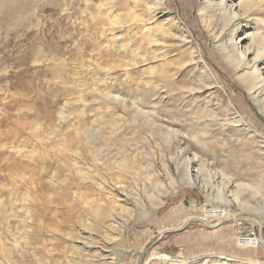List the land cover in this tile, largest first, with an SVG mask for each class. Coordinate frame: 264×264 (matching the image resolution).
Here are the masks:
<instances>
[{
    "label": "rangeland",
    "instance_id": "rangeland-1",
    "mask_svg": "<svg viewBox=\"0 0 264 264\" xmlns=\"http://www.w3.org/2000/svg\"><path fill=\"white\" fill-rule=\"evenodd\" d=\"M148 1L161 4L155 19ZM206 2L0 0V264H264L257 182H225L246 210L184 183L188 145L203 177L209 160L231 171L264 169L259 150L223 144L216 126L206 138L211 99L231 96L240 109L249 102L217 56L202 21ZM193 45L212 72L197 66ZM161 47L174 66L189 61L175 67V82ZM155 107L160 128L141 112ZM177 136L186 141L179 148L171 142ZM217 182L209 181L214 194ZM116 187L134 203L126 227L107 232L95 222L98 198L109 194L123 205ZM235 213L263 227L225 217ZM191 217L210 225L192 220L173 229Z\"/></svg>",
    "mask_w": 264,
    "mask_h": 264
},
{
    "label": "bare ground",
    "instance_id": "bare-ground-1",
    "mask_svg": "<svg viewBox=\"0 0 264 264\" xmlns=\"http://www.w3.org/2000/svg\"><path fill=\"white\" fill-rule=\"evenodd\" d=\"M206 1L207 5L200 8L202 11V21L213 36L215 48L219 52L217 56L222 57L226 62V64H223L224 67L229 72H232L235 79L238 80L244 89L247 100H249L244 108L240 109L236 106L234 102L235 99L231 96L228 97V102L222 98L221 100L218 99L216 103H213L211 99V101L208 102L209 107L205 114V123L203 124L206 138L210 140L209 135L213 134V127L216 126L218 129L217 135L223 144H229L231 146L233 140H235L237 143L250 147L253 150L257 149L260 151L258 162L261 163L264 161V16L260 17V15H264V0ZM147 5L151 14V19H155L161 8V4L156 1H148ZM249 24H255V30L248 33L245 32L244 35L237 38L239 32L249 27ZM170 26H173V24ZM146 29H149V27ZM151 35L152 33L147 36L151 37ZM186 38L187 37H185V39ZM245 39H248V42L243 44ZM155 41L158 43V40ZM192 49L195 58L194 61L196 60L197 66L201 67L204 73L208 71L212 72L204 56L199 52L197 47L193 45ZM157 52L163 54V59L160 60L161 65L173 66H171L170 70H166V73L168 77L171 78V81L175 82L178 72L176 70L179 69L175 67L185 66L189 61L178 63L174 66L173 62L176 60L171 57L169 58L168 53H166L163 47L157 48ZM176 94L178 95V93ZM146 103L144 99L142 103L143 107ZM141 112H143V116L146 120L150 121L153 126L161 127L162 123H160V120L156 116V107L153 112L145 111L144 109L141 110ZM171 142L174 147L179 148V146L186 141L177 136V139H173ZM66 148L69 147L65 144L64 149ZM190 151L188 145V148H185L183 152V154L186 155L184 183L188 186H197L200 188L201 191L209 197V200H219L227 206L235 204L241 207V209L246 210V208H248L247 202L242 200L239 192L229 189V185L225 184V182L229 183L247 177L257 182L255 185L257 192H264V169L259 171H231L225 168H217L215 167L216 163L209 160L204 167L206 176L203 177L202 174H200L199 168L194 164L195 155L191 156ZM74 164H76L78 171L83 173L84 177H88L87 173H91L83 170L82 161L78 160ZM151 168L152 167H150V169ZM164 170L167 175H172L170 163L169 165L165 164ZM171 178L173 177L171 176ZM211 179L218 180L217 187H219V191L217 194L210 191L211 185L209 181ZM99 187L105 189L104 185L99 184ZM116 189L118 190L116 194L117 198L122 200L123 205L116 204V200L109 194L106 196V194L103 193L104 196L101 195L102 197H100V199L98 198L100 207L96 210L98 220H95V222L104 226L107 232H113L114 230L126 227L124 224H126L127 221L124 218H128L127 212L129 204L134 203V197L131 192L122 187H116ZM100 194H102V192H100ZM163 201L161 197L158 204H162ZM259 209L264 212L262 205H260ZM225 217L232 219L238 224L244 222L245 220L243 219H247L250 220L253 225L258 223L257 225L261 228L263 227L261 221L257 217L238 216L236 213L227 214ZM191 218H187L181 228L175 229H184L191 222ZM222 223L223 221L220 220V222H217L213 226H221ZM261 242L264 244L262 238ZM84 246L87 247V244ZM99 250L102 251V249ZM219 256L222 257V255ZM225 257L227 260L234 261V263L239 261L233 256L226 255ZM163 258L168 259L169 257L165 256ZM227 263L233 264V262L229 263V261Z\"/></svg>",
    "mask_w": 264,
    "mask_h": 264
},
{
    "label": "water",
    "instance_id": "water-1",
    "mask_svg": "<svg viewBox=\"0 0 264 264\" xmlns=\"http://www.w3.org/2000/svg\"><path fill=\"white\" fill-rule=\"evenodd\" d=\"M192 220H197V221L203 222V223H205V224H208V222H207L206 220L202 219V218L195 217V218L192 219ZM192 220H191V221H192ZM208 225H210V224H208ZM173 229H174V230H177V229H175V228H173Z\"/></svg>",
    "mask_w": 264,
    "mask_h": 264
}]
</instances>
